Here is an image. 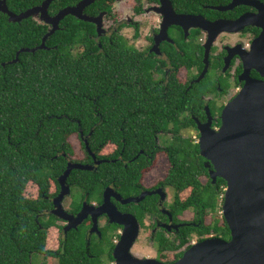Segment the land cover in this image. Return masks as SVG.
Instances as JSON below:
<instances>
[{"label":"trees","instance_id":"obj_1","mask_svg":"<svg viewBox=\"0 0 264 264\" xmlns=\"http://www.w3.org/2000/svg\"><path fill=\"white\" fill-rule=\"evenodd\" d=\"M42 1L6 3L18 14ZM78 1L52 0L48 12L54 15ZM108 2L95 0L91 12L108 10ZM32 18L12 22L0 13V264H28L29 254L44 248L46 228L52 222L37 214L50 204L42 196H25V187L34 183L37 191L46 195L58 190V177L69 161H76L70 159L74 149L69 138L73 134L83 150L78 162L93 163L85 140L96 159L103 161L90 170L72 169L66 182L100 200L110 182L128 192L153 166L154 159L142 156L141 161L126 168L120 160H110L120 151L125 155L139 148L150 150L156 130L164 149L159 145L155 153L164 151L170 165L159 184L174 191L169 204L173 214L191 220L180 227L174 242L158 233L157 248L174 243L178 250L194 238L202 240L211 235L229 239V228L221 214L225 181L220 177L211 181L193 134L182 132L192 127L182 119L189 100L192 102L191 90L184 93L176 77L165 87L159 85L147 68L138 76L137 71L130 70L136 64L125 60L120 43L110 45L106 38L96 36L91 22L71 15L62 20L63 29L48 37L46 48L21 51L15 60L18 50L39 45L48 30ZM136 77L141 87L131 83ZM169 126L174 136L163 139L158 131H167ZM111 146L115 153L110 155ZM150 203L147 199L144 205ZM186 211L192 212L191 218L184 217ZM63 243L60 264H96L95 260L81 259V232H68ZM182 253L175 252L173 258Z\"/></svg>","mask_w":264,"mask_h":264},{"label":"flooded vegetation","instance_id":"obj_2","mask_svg":"<svg viewBox=\"0 0 264 264\" xmlns=\"http://www.w3.org/2000/svg\"><path fill=\"white\" fill-rule=\"evenodd\" d=\"M108 1V10L98 9L93 13L91 4L83 9L85 15L93 17L101 15L99 30L96 24L91 22L96 36L106 38L112 46L120 43L125 60L130 59L136 64L130 66V70L137 71L138 76L142 74L144 68H147L154 74L153 79L159 85L165 87L176 77L185 89L184 93L191 90L192 102L189 100L182 119L192 125L189 133L193 134L192 137L196 142L199 136V124H205L210 120L211 127H218L223 107L239 94L248 80H264V0ZM171 13L184 18H173ZM32 19L47 26L48 29V24L39 16ZM62 20L57 30L63 29ZM171 20L173 21L170 22ZM89 37L94 36L89 34ZM98 47L101 48L100 43ZM201 75L202 77L199 78ZM131 83L141 87L142 82L136 77ZM169 109L173 115L174 107L171 105ZM153 131L155 132L153 148L150 150L139 148L135 153L125 155L120 151L117 157L110 161L120 160L125 168L136 160L141 161L142 158L139 156L155 161L157 154L160 152L165 154V152L161 150L155 153L159 145L162 149L164 146L160 144L157 131ZM158 133L164 136L163 139L165 137L171 139L174 136L171 126L167 131L161 130ZM113 148V146L109 147L110 155L115 153ZM165 157L169 168L166 154ZM145 172L140 180L134 181L133 187L128 192L119 189L114 181L110 182L103 189L100 200L93 196L89 197L87 192L82 191L79 195L71 197L72 187L67 183L70 191L63 196L60 205L67 215L76 217L85 204L86 208L101 205L108 188L111 190L108 192L109 200L115 208L121 214L136 220L138 233L135 242L140 235L142 240L144 234V242L153 251L151 255L133 251L134 242L131 253L144 258L153 257L164 263L175 262L179 257L175 260L173 254L177 251L183 252L197 239L178 250L174 248V243H168L167 246L158 249L155 244L156 236L160 233L174 242L180 227L191 220L173 214L169 207L171 201L168 192L159 184L163 178H158L152 184H146L143 180ZM156 190L158 191L155 192ZM59 192L60 185L53 194L46 195L37 191L36 195H32L34 193L28 195L31 199L42 196L49 202L50 206L40 211L37 216L41 215L45 222H52L46 228L44 248L33 254L30 253L28 264H60L64 252L63 241L70 231L82 233L84 249L80 253L83 261L92 259L96 264H116L113 251L120 240L124 226L110 221L107 214L93 218L91 210L87 209L82 221L71 227L73 223L68 218L53 213L54 199ZM141 194L144 196L139 201H124ZM147 199H151L150 205H144ZM152 206L154 207L150 208ZM49 236L52 239L50 245Z\"/></svg>","mask_w":264,"mask_h":264},{"label":"water","instance_id":"obj_3","mask_svg":"<svg viewBox=\"0 0 264 264\" xmlns=\"http://www.w3.org/2000/svg\"><path fill=\"white\" fill-rule=\"evenodd\" d=\"M51 1L43 0L39 5L17 14L8 8L6 0H0V13L6 14L10 21L19 22L39 16L48 24L40 44L21 48L16 52L15 60L21 51L34 52L46 48V40L67 15L95 23L99 30L101 15L93 17L83 13V9L95 0H80L54 15L48 12ZM171 16L184 18L173 13ZM198 130L199 154L205 158L204 164L208 167L211 181L215 182L217 177L225 181L221 214L229 228V239L210 236L197 240L186 247L175 262L164 263L153 257L144 258L131 253L138 224L133 217L121 214L115 208L109 200L108 192L111 190L108 188L101 205L86 208L85 204L76 217L67 215L60 201L70 191L66 182L70 171L74 168L90 170L103 161L96 159L95 154L88 149L86 140L85 147L92 155L93 163H67L66 169L57 179L60 192L54 199L53 213L68 218L73 223L71 227L82 221L87 209L91 210L93 218L107 214L110 221L122 224L124 229L113 251L116 264H264V80H248L239 94L223 107L218 127H211V121L208 120L205 124H199ZM144 194L124 201H139Z\"/></svg>","mask_w":264,"mask_h":264},{"label":"rangeland","instance_id":"obj_4","mask_svg":"<svg viewBox=\"0 0 264 264\" xmlns=\"http://www.w3.org/2000/svg\"><path fill=\"white\" fill-rule=\"evenodd\" d=\"M118 6L121 8V4H119ZM189 131L190 130H188V129L182 130V132L184 134H189ZM194 140H196V139H194ZM69 141L71 142V144L73 146V149H74V154H73V156L70 157V159H73V160H76V161L77 160H81L82 157H83V150L81 148V144H80L79 138L77 137L76 134H73V135L70 136ZM166 168H168V164H167V161H166L165 154L163 152H160L159 154H157V158L155 159L153 166L144 173V178H143L144 183L152 184L158 178H163L165 173H166ZM33 184L34 183H28L26 185L25 191H24L25 192L24 193L25 196L30 197L28 195L32 194V193H34L32 195H36L37 186L35 184L34 185ZM166 190L168 192L169 199L171 201V199L173 197V194H174V191H173V189L171 187H167ZM71 193H72L71 197H74V196L79 195L81 193V190L78 187H72L71 188ZM187 194H188V191L183 192L182 193V197H184ZM184 217L191 218L192 217V212L191 211H186L185 214H184ZM207 220H209V218H206V221ZM48 240H49L48 241L49 245L52 244L51 236H49ZM194 240H195V238L192 241H194ZM133 251H136V252L140 251V252H142L143 254H146V255L153 254L152 249L149 246H147V244L144 242V234H142V240H141V235L138 237V240L135 242V244L133 246Z\"/></svg>","mask_w":264,"mask_h":264}]
</instances>
